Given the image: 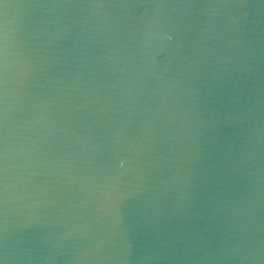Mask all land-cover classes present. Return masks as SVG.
<instances>
[{
	"label": "water",
	"instance_id": "water-1",
	"mask_svg": "<svg viewBox=\"0 0 264 264\" xmlns=\"http://www.w3.org/2000/svg\"><path fill=\"white\" fill-rule=\"evenodd\" d=\"M0 264H264V0H0Z\"/></svg>",
	"mask_w": 264,
	"mask_h": 264
}]
</instances>
